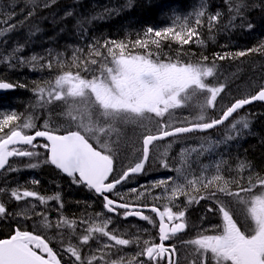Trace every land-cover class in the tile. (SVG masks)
<instances>
[{
	"label": "snow or ice",
	"instance_id": "obj_1",
	"mask_svg": "<svg viewBox=\"0 0 264 264\" xmlns=\"http://www.w3.org/2000/svg\"><path fill=\"white\" fill-rule=\"evenodd\" d=\"M236 12L241 14L240 7H237ZM204 13L200 12L197 15L202 16ZM71 15V13H69ZM172 15L175 20H180L179 16L175 15V10H172ZM219 18V14L209 17V21H216ZM7 23V21H4ZM197 25L201 23L199 19L196 21ZM241 26H246L251 29L253 25L248 22L246 25L242 22ZM15 25H9L8 29H0V33L10 31ZM181 30L175 32L173 28L169 27L162 31L154 30L152 27L147 28L148 34H154L155 37L168 38L173 36L174 39L180 41L183 44H188L193 41V38H198L199 33L196 29L188 27L184 24L180 26ZM153 43L159 44V41H153ZM134 47L139 46L141 48L147 47V44L140 39L134 42ZM100 47H106L109 54L112 56V65L107 67V70L116 79H127L139 90H151L160 87L162 79L165 74L177 70L187 69L195 79V83L192 88L199 87L201 91H206L209 95L205 99L207 107H213L217 96L225 89L224 84L219 86L210 87L205 83L206 77L213 75L212 67H200L192 64L180 65L177 63H160L153 62L148 56L142 55H125V50L128 45L123 42L107 41L103 45H92L89 54H95L100 56ZM116 49L119 50V55L116 54ZM249 52L256 51L255 49H249ZM245 51L236 53L237 56H245ZM227 57L220 56L219 59H225ZM33 61L37 60L36 56L31 57ZM21 62L23 58H20ZM91 64H96L97 61L92 59ZM41 67H51V63L47 65H41ZM102 70H104L102 68ZM67 85V80L64 76H60L55 81L56 89H63ZM16 87L9 82H0V90L12 89ZM39 93L41 99L44 98V88H40ZM187 91V90H186ZM48 100L59 101L60 97L56 95V92L52 90L49 85L47 90ZM184 101L191 99L187 94L180 97ZM256 101L264 102V85H260L258 90L244 96L237 98L230 104L217 118H212L205 121V116L202 114L198 121L195 123H189L188 126L173 127L171 121L166 124H160L155 132L149 131L148 134L143 136L142 141V155L135 163L134 166H130L127 170L120 172L117 175H113L114 165L113 157L109 154H104L102 151L97 150L89 143L87 138H82L77 132L70 131L65 135H57L48 130L35 131L33 135L24 134L21 130L13 128L10 133L5 137L0 138V170H7L9 172H15L18 169L12 167L9 163V158H33L37 157L39 153L31 149L38 147L34 141L37 138H45L48 143L39 145L44 148L48 153V157L45 162L51 163L57 169L61 170L68 177L73 178V183L83 184L89 190L94 191L99 195L103 203V208L113 215H118L124 220L129 218H136L140 221H145L148 224H154L152 217L145 214V210H149L151 213H155L159 217L158 225V241L153 239H145L141 242L140 236L134 238H125L123 235L116 234L113 230L109 229V225L112 223L111 217L104 220L100 225L93 226L86 230L80 239L78 245L69 244L65 253L69 256L68 260H63V257H57L53 249L49 247V244L45 242L39 235H34L32 232L26 230H15L14 234L7 239H0V264H102L104 261V255L97 257L94 253L91 254L89 259H85L82 255V248L85 245H89L90 240L93 238V233H99L100 236L106 237L107 241L102 244V247L97 248V251L107 252L116 246L127 247L132 244L138 245V251L135 253V259H130L127 264H177L174 257L177 252V248L174 244L166 246L167 241L175 236L177 233L183 232L186 228L184 222L185 211L174 212L172 207L165 205L163 210L155 203L149 205L147 203H129L124 197L120 196L118 200L110 198L109 194L117 190V186L121 185L124 181L128 180L132 174L141 173L144 170L145 162L149 159L150 146L153 142L162 140L166 137L177 136L178 134L190 133L193 131H204L216 128L219 125H224L229 118L237 113L238 110L245 108ZM181 105H174V107H180ZM150 111L151 109H147ZM145 109L137 111L136 115H142ZM157 117H163L164 113L156 111L154 113ZM19 117L15 114L7 115L0 121V132H3L4 128L8 127L13 121L18 120ZM238 125H242V129H248L249 123L244 119H237L230 125V134L225 139L219 140L218 144L226 145L228 141L237 138L241 129ZM18 127V126H17ZM34 125L29 122L23 124V128H32ZM220 163H224L223 160ZM7 166V167H6ZM38 163H28L26 168H36ZM167 167V164H164ZM180 171L179 169L177 170ZM219 172V168H217ZM189 187L201 183V179L191 180L187 176H184ZM260 186L264 187V178L257 177ZM214 180H222L220 175H216L208 184H203V187H208ZM38 183V181H34ZM166 184L165 180L159 181L155 187H161ZM254 184L250 183L247 188H242V192H250ZM167 191V188L165 189ZM5 189H0V192H5ZM135 192L137 196L144 195L141 192H137L135 188L130 190ZM220 192H225L224 188H219ZM120 195L118 192L116 193ZM230 196L239 198V192H227ZM177 195H186L185 186L182 184H175L171 189V195L167 198L171 202ZM10 196L16 201H21L23 198H36L41 203H46L49 200H60L59 194L55 196L44 197L40 196L37 192L24 189L22 192L19 188H14L10 191ZM210 198L211 194H210ZM154 200H158L159 197H153ZM194 199V198H192ZM190 199L189 202H192ZM200 199H204L201 197ZM62 206V205H61ZM212 209H209L211 211ZM218 211L223 216V230L218 235H202L199 238L189 241V243L198 247L203 253L210 252L212 258L216 260V264H264V224L256 223L254 234L245 235L238 227L236 222L230 215L229 210L224 206H220ZM8 209L4 203H0V216L8 215ZM169 223H165V220ZM174 221H179L175 222ZM64 225L72 226L67 220L63 221ZM171 225V226H169ZM138 231H141L138 229ZM143 231H147L143 229ZM112 242V243H110ZM46 253L49 259H45L44 255L38 254ZM143 257V259H140ZM112 264H124L123 258L118 261H112ZM199 264H204L203 259L199 261Z\"/></svg>",
	"mask_w": 264,
	"mask_h": 264
},
{
	"label": "trees",
	"instance_id": "obj_2",
	"mask_svg": "<svg viewBox=\"0 0 264 264\" xmlns=\"http://www.w3.org/2000/svg\"><path fill=\"white\" fill-rule=\"evenodd\" d=\"M40 1L0 0V29L6 30L9 25H15L12 30L0 33V81L7 80L17 86L12 93L0 96V121L7 115L15 114L19 117L0 132V138L9 134L13 128L16 130L23 128V124L28 120L29 112L38 104L34 97L41 99L38 91L40 88L45 89L44 102L48 101L49 85L53 91L57 92L58 89L55 88L57 76L68 72L85 73L90 67L96 69L107 62H112V56L106 47L99 48L100 56L94 53L89 54L91 46L97 41L99 45L113 40L123 42L128 45L125 55H154L165 61L178 60L212 68L234 67L251 57H264V1L259 3L257 0L252 2L250 0L246 10L241 9L238 4L240 0ZM47 1H51L50 4H47ZM93 3H96V6ZM37 5L41 6L43 15L41 11L35 9L34 6ZM237 7H240L242 15L237 14ZM173 9L180 20L173 18ZM200 12L204 14L198 16ZM252 12L255 15L251 14ZM217 13L219 18L210 22L209 17ZM48 15L52 17L49 18ZM197 19L201 21L199 26L196 23ZM255 20H258L259 24L251 29L241 26L242 22L246 25L248 22L252 24ZM181 24L196 29L199 33L198 38L194 37L192 42L183 44L173 36L162 38L147 33L148 27L162 32L171 27L175 32H179ZM6 39L9 41L2 44L1 42ZM137 39L143 40L147 47H134ZM154 40L159 41V44L153 43ZM14 48L18 50L14 52ZM248 49L256 51L249 52ZM115 51L119 55V50ZM240 51H245L247 54L242 57L235 55ZM33 56L38 59L33 61L31 59ZM220 56L227 58L219 59ZM21 57L24 62H21ZM92 59H95L97 63L91 64ZM49 63H51L50 68L41 67ZM254 106L261 107L258 111L260 116L241 111L230 122L218 128L216 133L224 134L231 122L237 119L247 120L253 135L236 148V152L248 153L246 159L254 162L253 167L264 170V104L257 103ZM258 139L262 142L259 143ZM233 159L232 157L231 160ZM4 175L5 172L0 173V181L1 185L7 188H19L21 191L32 190L44 197L48 193V187L45 186V180L48 178L44 174L26 172L14 176L9 181L3 180ZM67 198L72 200V204L76 199ZM89 199L90 197L84 198V202H90ZM124 199L129 203L135 201L129 197ZM74 205L73 210L77 212V201ZM90 205L95 214L103 212L102 206L93 209V205L91 203ZM82 213L87 214V208H84Z\"/></svg>",
	"mask_w": 264,
	"mask_h": 264
},
{
	"label": "rangeland",
	"instance_id": "obj_3",
	"mask_svg": "<svg viewBox=\"0 0 264 264\" xmlns=\"http://www.w3.org/2000/svg\"><path fill=\"white\" fill-rule=\"evenodd\" d=\"M252 1L253 0H251V2ZM257 1L261 3V1L264 0ZM47 2V4H50L51 1ZM239 3L238 4L240 5L241 9L246 10L249 6L250 0H240ZM252 24L255 26V22ZM7 41L9 40L6 39L1 43L3 44ZM17 50L18 48L13 49L14 52ZM170 62L180 65L192 64L200 67H207L204 65L188 62L185 63L181 61ZM111 66H113L112 62H107L102 67H97L96 69H94L95 67H90L85 73H76V77L73 80L70 78V76H68L69 73L60 75L65 77L67 80V85L62 89V92L57 94V96L60 98L64 97L65 101H69L68 103L80 104L79 111L74 110L72 113L65 111V116L69 118L71 116L74 119L72 126L68 127L69 130L71 128L76 129L79 126L90 137H99L102 134L103 136L111 135L110 141L117 145L118 149L124 151L127 155V158H125L124 161H121V167H127L137 160L138 154L141 153V141L143 136L146 134V132L153 131L157 128V120L151 116L154 115L152 112H148L146 116H144V114L136 115L130 111H127L129 108L135 109L137 106L139 107L142 105H147L148 109H151L152 105L162 103L164 106L163 109L165 110L163 121L165 124L171 121L172 126L186 122H193L195 119H199L202 114H204L205 120L207 121L211 118V116H213L214 113L217 115L221 114L235 99L247 96L258 90L260 85H264V57H251L246 59L243 64H237V66L235 65L234 67L228 66L222 68H213V75L211 77H206L205 83L210 87L219 86L220 84H224L226 87L224 91L217 96L214 106L207 107L205 99L209 94L206 91H201L199 87H191L195 83V79L187 69L177 70L165 74L160 87L145 93L144 91L137 89L130 80H116L107 70V67ZM102 68L104 70H102ZM60 76H57L56 79H58ZM81 80L84 81V88H82L81 91L79 90V92H76L73 81L79 83ZM127 86H131L132 94L127 91ZM73 91L75 94L77 93L76 95H78V97H76V95H70V92ZM185 94L190 96L191 99L188 101L180 99V97ZM150 96H152L151 99ZM34 100L38 101V104L35 107L36 109L33 116H29V120L34 126H37V121L45 119V116L48 114L47 110H49L48 106L50 103L46 104L43 99L39 100L38 97H34ZM99 100L101 104H110V106L104 107L103 109H98L96 107V103ZM174 105L181 106L174 107ZM260 110L261 107L253 106L250 110H247V114L251 113L256 116H260V113L258 112ZM181 111L185 112H182V117L180 116ZM129 121H131V126L128 124ZM118 124L124 128H117V130L109 128V126L112 127V125H116L118 127ZM237 127L241 129L240 135L237 138L228 141L226 145H220L218 144V141L225 139V137L230 134V127L226 129V132L224 131V134L214 133L212 135L197 136L188 139V141H186L185 144H183L178 149L176 148V143L174 142L158 145L155 147L154 153L156 155L153 160L152 167H157L159 163V155L172 157V152H178V158H180L181 161H191V163H196V165L193 166V169H197L196 174L202 176L200 178L209 175L211 171L216 169V167H221V160L224 161L223 164L227 163L228 167L231 168H254V162L246 159L248 153L236 152V148L240 147L248 139V137H251V135H248L247 137L248 132L252 134L253 131L250 129V125L246 130L242 129V125H238ZM32 128L28 129L31 130ZM108 129L112 132L114 131V133H107ZM232 157L234 158L233 160H231ZM243 157H245V159L242 160ZM30 161L32 160H29V162ZM178 161L179 160L172 159L170 161L169 167H175V165L178 166ZM18 165H20V162H14L12 167L16 169L22 168ZM17 171L5 172L4 177H2L3 180L9 181L11 178H14V176L18 175ZM48 174L51 175L50 173ZM47 178L50 179L48 176ZM49 185L52 186V183L46 179L45 186L49 187ZM0 189L6 190L5 192H0V203L5 204V207L8 209L9 213L6 216H0V222L2 223L7 221L10 222L11 219L15 220L18 217L26 218L35 217L37 215L46 217L50 214L48 210H59L62 203L61 197L65 200L67 197H71L73 199L76 198L75 201H73L74 203H76L78 199H82L84 205H81V210H77V212L73 210L75 205L72 203H68L65 209L70 213V215L77 214L85 216L83 220L85 224V232L88 228L98 226L104 220L109 218L107 216L103 217L104 215L102 213L95 214V211L91 210L92 207H90V202H84V198H88L90 195L83 191L78 192L79 194L77 192L71 191L69 193L65 189L60 188L61 190L57 191L60 192L61 196L59 201L53 199L54 201L49 200V203H41L33 198H23L21 201H16L10 196V191L14 188H7L6 186L1 185V181ZM137 192H141L144 195L138 197L135 192H131L129 189H124L123 191L118 192L120 195L117 196H124L126 198L129 197L135 201H143L146 195L149 194L141 188L137 190ZM165 193L169 194L168 189L165 191ZM159 196L161 197V192H159ZM69 201L72 200L69 199ZM84 208H87V214L82 213ZM54 214L56 216H64L65 211H56ZM94 216H97L96 219L90 220L94 219L92 218ZM119 223L120 222L118 219H112L109 229L113 230L116 234L123 235L126 238L128 234L126 224L128 223L121 225H119ZM22 224L27 226L28 222H23ZM53 225L55 227H59L60 221L53 222ZM39 227L40 229L35 230L41 233L43 232L47 236L44 226L39 224ZM132 227L133 231L130 238H134L135 236L141 237V231H138V229H142L141 224H139V222L133 221ZM11 228L12 226L9 225L7 230H5L3 233H0V235H6V232L9 233ZM70 238L72 239L69 240L67 236L59 233L57 235H49L48 239L54 243H57L59 245V249L57 248L59 254H63L60 249L61 247L67 248L69 244L78 245L79 243L76 241V239H73V237ZM92 239L95 242V245L89 244L83 246L82 248V255L86 260L90 258L91 254L94 253L97 257L104 255V261L102 264H112V261H118L121 258H123L124 264H127L128 260L135 259V253L138 251V245L132 244L136 246V248L132 251V255H130L129 252H125V247L122 246H116L112 249H109L105 254V252L97 251V248L102 247V244L107 241V238L100 236L99 233H93ZM68 242L69 244H67ZM87 246L89 247L88 250L85 249ZM62 257L63 260H68L69 258V256L66 254H63Z\"/></svg>",
	"mask_w": 264,
	"mask_h": 264
},
{
	"label": "flooded vegetation",
	"instance_id": "obj_4",
	"mask_svg": "<svg viewBox=\"0 0 264 264\" xmlns=\"http://www.w3.org/2000/svg\"><path fill=\"white\" fill-rule=\"evenodd\" d=\"M155 58V57H152ZM153 62H157L154 59H152ZM70 78L73 80L76 76L74 74H69ZM75 85V91L79 92L81 91L84 85V81L81 80L79 83L76 81H73ZM153 90V89H151ZM151 90H144L145 93L150 92ZM127 91H131V86H127ZM62 92V90H60ZM77 94V93H76ZM75 92H70V95H76ZM132 94V93H131ZM78 97V95H76ZM152 96H150V99ZM69 101H65L64 97L60 98L59 101L51 100L49 103V110H47V115L45 116V119H41L37 121V130H40V127H44L45 129H50L52 131L58 132L60 134H65L70 131L74 132H81L82 134L85 133L81 127H77L76 129L71 128L69 130L68 127L72 126L73 124V117L65 116V111H68L72 113L74 110L79 111L80 110V104L79 103H68ZM94 106V105H93ZM110 106V104H101L100 100L96 103V107L99 109H103L104 107ZM163 104L158 103L157 105H152L150 111H148L147 105L137 106L135 109L129 108V110L133 114H135L137 111L145 109L143 112L144 116L148 114V112H152L153 114L156 111H161L164 113ZM126 111V110H125ZM184 111H181L180 116H183ZM195 113V112H194ZM34 113L30 114L33 116ZM155 118L157 127L160 124H164L163 117H157L155 114L151 115ZM72 122H70L69 121ZM71 123V124H70ZM192 123V122H190ZM131 126V121L128 123ZM185 125L189 124L188 122L183 123ZM117 127L116 125H113L112 129L117 130V128H124L120 124ZM54 127V128H52ZM156 130V129H155ZM155 130L151 132H155ZM35 130H30V132H34ZM107 133H114L111 130H107ZM146 132V134H148ZM100 134V133H99ZM110 136H103V134L99 137H90L87 135V139L91 142L92 145L96 147V149L101 150L104 154H109L113 157V165H114V172L116 174H119L122 171L127 170L128 167L134 166L135 163L138 161V159L142 155V146H141V153L138 154L137 160L127 166V167H121V161L125 160L127 158V155L124 151H121L118 149L117 145H115L113 142L110 141ZM143 141V139H142ZM141 141V143H142ZM38 145L36 149H31L30 146H23L28 147L29 150H34L39 153L38 157L33 158H19L14 157V161L21 162L23 160L22 164L18 165L22 168H18L17 174H23L26 171H29L32 173L37 172L44 174L45 176L50 177L48 179L52 186L49 185L47 188V191L52 194L54 191L61 190L62 188L65 189L67 192H80L83 190L90 191L87 187H85L83 184H76L73 183V178L68 177L67 175L63 174L62 171L55 168L51 163H47L46 158L48 157L49 153L42 147H39V145H43L46 142L43 141H36L34 142ZM161 142H156L154 146L161 145ZM152 147V149H153ZM151 149V151H152ZM40 151H44L43 156L40 154ZM155 153L152 151L149 155V161L144 169L143 173V179H142V190L144 189L149 194L146 195L142 203H147L149 205L156 204L158 207L163 210V207L165 205L172 207L173 211H185V217L184 222L186 223V228L183 232L177 233L175 236H172L171 239L166 243V246L174 244L177 248L176 255L174 257L177 264H199V261L203 259L204 264H216V260L212 258V254L210 252L203 253V256H201L202 250L198 249L197 246L189 243V241L195 240L199 238L202 235H218L222 233L223 230V216L222 213L218 211L220 206H224L227 210H229L230 215L232 216L233 220L236 222L237 227L245 233V235L254 234L256 223L259 222L260 224H264V187L260 186L259 180L257 177L264 178V170L260 168H219V172H217V169H214L211 171L209 175L204 176L203 178H200L202 176H199L197 173V169H193L192 165L194 163L190 162H184L181 161L180 158H178L179 153H174V159L179 160L178 166L175 165V167H164V164L158 163L157 167H152L153 160L155 158ZM169 155V154H168ZM46 156V158H45ZM13 158V157H12ZM169 159L170 156H160L158 159ZM31 163H38V166L36 168H26L25 165L30 163L27 162L28 160ZM11 164V163H10ZM180 170L179 172L177 170ZM195 172V173H193ZM50 173L51 175H49ZM216 175H220L222 177V180H214L212 184H210L208 187H203V184H208V181H211L212 178ZM184 176H187L188 179L196 180L201 179V183H198L194 186L189 187L187 185V181L184 179ZM198 178H197V177ZM165 180L166 184L161 187H155V185L161 181ZM182 184L185 186V192L186 195H177L171 202L167 199L171 195V189L175 186V184ZM252 183L255 185V187L252 188L250 192H242L240 191L242 188H247L249 184ZM61 188V189H60ZM168 189L169 194L165 193V189ZM219 188H224L225 192H220ZM63 191V190H62ZM159 192H161V197L159 196ZM227 192H239L240 196L239 198L235 196H230L227 194ZM152 194V195H150ZM210 194L211 197L210 198ZM153 197H159L158 200H154ZM201 197H204V199H200ZM194 198V199H192ZM190 199H192V202H189ZM50 202V201H49ZM47 201V203H49ZM52 203V202H51ZM64 205L66 206L68 203H72V201H69L66 199L64 202ZM77 208L78 210H81V205H83L82 199L77 200ZM74 204V203H73ZM64 206V207H65ZM20 207V206H19ZM61 209V210H60ZM209 209H212L209 211ZM50 214L46 217L44 216H35V217H26V218H16L14 221L0 222V233H3L5 230H7L8 226L11 225V231L9 233L6 232V235L2 237L8 238L12 234H14L16 229L20 230H31L33 233H36V235H39L43 238H45L50 245V247L53 249V252L56 253L57 257H62L65 253L66 248L61 247V251L63 254H59L58 249L59 245L57 243H54L49 238V235H57L61 233L62 235L67 236V238L72 239L70 237H73V239H76V241L79 242L80 237L85 234V224L83 222L84 216L82 215H69L65 214L64 216H56L54 213L57 212H67L65 208L62 206L59 208V210L55 209L54 211H50ZM145 214L152 217L154 224H148L145 221H142L141 223V242L145 239H153L158 241V225H159V217L155 213H151L149 210H145ZM111 217V219H118L121 224H126L127 226V237L130 238L133 227V219L129 218L128 220L122 219L118 215H104L103 217ZM97 216H94L90 220H95ZM54 219V220H53ZM67 220L71 227L68 225H64L63 221ZM60 226L55 227L53 225V222H59ZM23 222H28L29 226H24L22 224ZM166 223H169L167 219L165 220ZM179 222V221H174ZM39 224L44 226L45 232L47 236L42 232H38L35 229H40ZM89 224V222H88ZM78 225V226H77ZM171 226V225H169ZM88 228V227H87ZM89 229V228H88ZM143 229H146L147 231H143ZM96 234V233H94ZM2 235H0L1 238ZM69 244V242L67 243ZM92 245H95V242L93 239L90 240V243ZM58 248V249H57ZM136 248L135 245H129L125 247V252H129L130 255H132V251ZM85 249H89L87 246ZM39 251V250H37ZM40 252V251H39ZM41 253V252H40ZM45 254V253H42ZM67 255V254H66ZM47 258H49L47 256ZM143 259V257H142ZM63 264V261L61 262ZM163 264V262H162Z\"/></svg>",
	"mask_w": 264,
	"mask_h": 264
},
{
	"label": "bare ground",
	"instance_id": "obj_5",
	"mask_svg": "<svg viewBox=\"0 0 264 264\" xmlns=\"http://www.w3.org/2000/svg\"><path fill=\"white\" fill-rule=\"evenodd\" d=\"M42 1V0H41ZM40 1V2H41ZM44 1V0H43ZM68 1V0H67ZM231 1V0H230ZM234 1V0H233ZM65 2H66V0H65ZM69 2V1H68ZM100 2V1H99ZM208 2V1H207ZM71 3V2H70ZM107 3V2H106ZM227 3V2H226ZM230 3V2H229ZM228 3V4H229ZM56 4V3H55ZM74 4V3H73ZM76 4V3H75ZM94 4V3H93ZM92 4V5H93ZM231 4V3H230ZM234 4V3H233ZM240 4V3H239ZM65 5V4H64ZM71 5V4H70ZM95 6H96V3L94 4ZM103 5V4H102ZM105 5V4H104ZM73 6V5H72ZM77 6V5H76ZM234 6V5H233ZM253 6V5H252ZM251 6V7H252ZM264 6V5H263ZM31 7V6H30ZM35 7V9H37V10H39V11H41L42 12V15H43V10L41 9V6H34ZM47 7V6H46ZM91 7V6H90ZM103 7V6H102ZM262 7V6H261ZM55 8V7H54ZM77 8V7H76ZM71 9H72V7H71ZM90 9V8H89ZM93 9V8H92ZM119 9V8H118ZM259 9V8H258ZM257 9V10H258ZM29 11V10H28ZM33 11H34V9H33ZM58 11V10H57ZM68 11V10H67ZM86 11H87V9H86ZM262 11V10H261ZM46 12V11H45ZM65 12V11H64ZM255 12H257V11H255ZM263 12V11H262ZM33 13V12H32ZM38 13V12H37ZM40 13V12H39ZM264 13V12H263ZM35 14V13H34ZM49 14V13H48ZM64 14V13H63ZM251 14H253V15H255L253 12L251 13ZM37 15H39V14H37ZM47 15V14H46ZM54 15V14H53ZM261 15V14H260ZM49 16V18L50 17H52V16H50V15H48ZM59 16V15H58ZM264 16V15H263ZM37 17V16H36ZM47 18V17H46ZM37 19V18H36ZM41 19V18H40ZM48 19V18H47ZM60 19V18H59ZM63 19V18H62ZM33 20H34V18H33ZM49 20V19H48ZM39 21V20H38ZM57 21V20H56ZM255 22V26L256 25H258L259 24V21L258 20H255V21H253L252 23H254ZM52 24V23H51ZM224 24V23H223ZM230 24V23H229ZM24 25V24H23ZM222 25V24H221ZM28 26V25H27ZM199 26V25H198ZM25 27V26H24ZM30 27V26H29ZM62 27V26H61ZM214 27V26H213ZM27 29V28H26ZM22 31V30H21ZM229 31V30H228ZM18 32V31H17ZM259 32V31H258ZM59 33H60V30H59ZM256 33V32H255ZM22 34V33H21ZM49 34V33H48ZM52 34V33H51ZM64 34V33H63ZM41 35V34H40ZM40 35H38L39 37H40ZM58 35V34H57ZM52 37V36H51ZM59 37V36H58ZM42 38V37H41ZM48 38V37H47ZM53 38H55V36L53 37ZM39 39V38H38ZM32 40V39H31ZM41 40V39H40ZM43 40V39H42ZM49 40V39H48ZM228 40V39H227ZM248 40V39H247ZM45 41H47V40H45ZM53 41V40H52ZM40 42V41H39ZM38 42V43H39ZM48 43V42H47ZM50 43V42H49ZM233 43H235V41L233 42ZM55 44V43H54ZM70 44V43H69ZM213 44V43H212ZM242 44V43H241ZM228 50V49H227ZM249 50V49H248ZM247 50V51H248ZM225 51V50H224ZM237 52V51H236ZM180 53V52H179ZM44 57V56H43ZM257 60H258V58H257ZM261 61V60H260ZM251 63V62H250ZM252 63H254V62H252ZM243 64V63H242ZM246 65V64H245ZM247 66V65H246ZM251 66V65H250ZM243 67V66H242ZM241 67V68H242ZM247 69V68H246ZM252 69V68H251ZM252 71V70H251ZM249 72V71H248ZM255 72V71H254ZM257 72V71H256ZM33 75V74H32ZM257 109V108H256ZM241 112V111H240ZM263 132V131H262ZM259 138H261V137H259ZM263 138V137H262ZM258 141H259V139H258ZM260 142H262V141H259V143ZM254 143V142H253ZM264 143V142H263ZM256 144V143H255ZM262 144V143H261ZM259 146V145H258ZM261 149V148H260ZM246 162V161H245ZM10 175V174H9ZM50 188V187H49ZM67 193V192H66ZM79 194V193H78ZM14 215V214H13ZM54 220V219H53ZM29 224V223H28ZM29 226V225H28ZM78 226V225H77ZM3 236V235H2ZM2 238V237H1Z\"/></svg>",
	"mask_w": 264,
	"mask_h": 264
},
{
	"label": "water",
	"instance_id": "obj_6",
	"mask_svg": "<svg viewBox=\"0 0 264 264\" xmlns=\"http://www.w3.org/2000/svg\"><path fill=\"white\" fill-rule=\"evenodd\" d=\"M15 89V87L14 88H12V89H3V90H0V95L1 94H4V93H6V92H9V91H11V90H14ZM257 102H260V101H256V102H254V103H252V104H250V105H247V106H245V108L246 107H248V106H251V105H253V104H255V103H257ZM262 103H264V102H262ZM244 109V108H243ZM240 110H242V109H240ZM239 111V110H238ZM235 114V113H234ZM233 114V115H234ZM231 118V117H230ZM229 118V119H230ZM227 122V121H226ZM220 126V125H219ZM218 127V126H217ZM214 129V128H213ZM210 130H212V129H209V130H204V131H199V130H197V131H193V132H208V131H210ZM184 134H186V133H184ZM80 135V134H79ZM178 135H181V134H178ZM82 138H84L82 135H80ZM167 138H170V137H166V138H164V139H162V140H165V139H167ZM37 139H40V140H46L45 138H37ZM47 141V140H46ZM48 142V141H47ZM154 143V142H153ZM151 147V146H150ZM146 163H147V161L145 162V166H146ZM145 166H144V168H145ZM1 171V170H0ZM144 171V170H143ZM142 171V172H143ZM141 172V173H142ZM141 173H137V174H132V175H140Z\"/></svg>",
	"mask_w": 264,
	"mask_h": 264
}]
</instances>
